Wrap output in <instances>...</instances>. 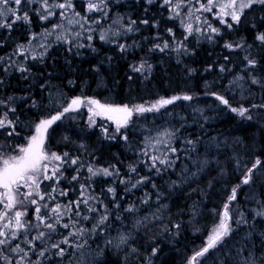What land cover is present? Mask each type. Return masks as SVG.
Instances as JSON below:
<instances>
[{
    "label": "trees",
    "instance_id": "16d2710c",
    "mask_svg": "<svg viewBox=\"0 0 264 264\" xmlns=\"http://www.w3.org/2000/svg\"><path fill=\"white\" fill-rule=\"evenodd\" d=\"M64 2L49 0L50 4ZM90 2L100 0H71L72 8H53V16L42 20L46 13L36 10L39 0H25L17 14L26 12L29 20H18L10 29L0 27V101L5 102L0 103V115L8 112L15 124L12 136H8L11 129H0V154L16 155V147L34 135L35 125L62 111L71 97L129 108H151L161 99L185 95L192 99H176L158 110L134 111L119 131L116 121L108 117H96L92 123L90 113L83 110L66 113L48 128L46 146L51 153H68L79 163H64L58 182L43 181L41 192L52 193L55 201L46 200L49 208H42L41 214L51 215L57 203L81 199V185L87 186L85 198L97 199L88 206L81 204L79 216L76 209L67 213L55 232L34 241L35 247L28 244L38 233L33 227L0 248L12 256L13 264L23 255L8 251L17 244L28 252L24 264H188L205 246L227 203L231 232L198 264H264V215L258 214L264 213V107H260L264 105V40L259 39L264 34V3L256 0L238 22L229 18L222 24L215 8L195 12L196 0L170 4L105 0L99 11H89ZM177 3L181 4L179 15L174 11ZM189 8L193 20L187 18ZM62 12L79 13L82 18L78 41H58L33 56L20 51L32 33L60 24ZM112 17L117 18L114 33L102 40L99 30L108 27ZM14 19L9 17L8 22ZM184 21L192 22L195 31L189 33ZM209 25L219 32H211ZM165 42L169 47L164 51L155 47ZM226 43L241 47L229 49ZM248 59L255 60V65H248ZM142 63L144 69L135 71ZM241 107L248 109L245 116L231 111ZM153 157L159 158L155 167ZM257 159L261 164L250 182L242 183ZM89 166L110 170L114 166L118 174L92 176ZM142 177L147 179L132 187ZM234 188L238 195L229 201ZM89 206L97 211L89 212ZM104 214L108 219L98 225ZM23 220L38 223L34 205H28ZM74 221L78 223L73 226ZM64 223L69 228H63ZM80 228L83 235L69 236ZM39 230L48 232L43 227ZM65 237L69 243L60 244L65 251L58 255V249L50 245ZM0 264L6 262L0 260Z\"/></svg>",
    "mask_w": 264,
    "mask_h": 264
},
{
    "label": "snow or ice",
    "instance_id": "6c2138e0",
    "mask_svg": "<svg viewBox=\"0 0 264 264\" xmlns=\"http://www.w3.org/2000/svg\"><path fill=\"white\" fill-rule=\"evenodd\" d=\"M25 2V0H0V27L11 28L12 24L18 20L28 21L29 16L25 12L23 15H18L19 6ZM27 2H33V0H27ZM41 9L44 10L46 14L41 15L40 19L46 20L54 13L51 9L60 8V9H70L72 8L71 0H65L64 3L59 4H50L49 0H39ZM149 3L152 0H148ZM256 2V0H207L205 3H200V0H196V3L199 4V7L195 9V12H200L201 10L205 12H212L214 6H219V12L216 14L220 17V22L222 24H226L227 21L223 19L225 16H230L231 20L239 21L240 13L243 12L245 8H250L252 4ZM260 3H264V0H259ZM166 4L172 3V0H165ZM15 5L16 7H12ZM105 6V0H100L99 4L97 3H89L88 10H101ZM181 7L180 3L174 5V11H176V15H179L178 9ZM64 13L62 12L61 15ZM193 10L189 8L188 15L191 17L193 15ZM75 16H79V13H75ZM9 17H15L11 23L8 22ZM86 20V17L83 18ZM199 20V16L196 17ZM79 23V21H76ZM71 23V21H70ZM131 23H135L132 21ZM147 23V21H144ZM82 26V25H81ZM229 28L232 26L231 24L227 25ZM58 27V26H57ZM189 33L193 31L192 25H186ZM211 32L218 33L219 29L211 28V25L208 26ZM129 31H131V27L129 26ZM196 31H200V29H196ZM171 32V30H169ZM106 33H101L100 39H106ZM62 37H58L60 39ZM91 39V37H89ZM259 39L264 40V34H262ZM121 50H124L125 45H119ZM160 51H164V49L168 48L169 45L167 42L164 43L163 47L157 44L155 45ZM226 48L232 49L234 47H241L240 44L233 45L231 43L225 44ZM23 49V45L20 46ZM179 51V48L177 49ZM23 54V53H21ZM248 65L254 66L255 60L248 59ZM145 65L142 63L138 67H136L135 71H142ZM23 70V69H22ZM223 67H221V71H223ZM257 81L253 78V83ZM213 95H216L213 93ZM185 99L190 100L192 97L183 96V97H173L171 99H161L156 104L152 105L151 108H144L141 106H136L134 108H129L127 105L119 106V105H110V104H101L97 100L89 99L87 102L91 105H95L96 109L89 108V112L93 115H108L110 120H115L117 123V131L119 128L124 125L126 126L128 121L133 115V112L143 113L146 111L158 110L159 107H163L167 104L173 103L176 99ZM223 104L227 105L228 101L224 99L222 96H216ZM11 100V97H9ZM0 103H5L0 101ZM84 103V101L80 97L73 98L67 107H64L62 111H57L56 114L51 115L50 118L41 119L35 125V134L30 136L27 140V143L22 146H17L16 155L4 156L0 154V246H8L11 244L13 240H16L18 236L22 232H26L29 228H36L38 233L36 236L32 237L31 240L28 241V244L35 247L34 241L43 240L46 235H50L55 232L56 227L63 220L64 216L67 213L72 212L73 209H76L75 215H80V205L84 204L85 206L89 205L90 200L97 199L96 197H86L85 193L87 191L86 185H81V199L76 201H70L67 205L55 204L54 207L50 209L51 215L48 213L41 214V209H48L49 205L46 200L55 201V196L52 193H42L40 190V186L45 180H53L55 179L57 182L60 179V176L63 175L61 172V167L64 163L70 160V163L76 165L79 163L78 159H70L68 153H64L60 155L58 153L52 152L47 153L45 151V136L48 128L53 125L55 122L61 120L66 113L70 111L76 110L79 106ZM255 107V106H253ZM260 107H264V105H260ZM9 111L14 112L15 109H9ZM231 111L238 112L240 116H245L248 112L247 108H231ZM251 119V117H248ZM90 121L94 123L90 116ZM9 128L11 131L8 132V136H12L15 134V124L12 120L8 119V112H4L0 115V129ZM170 135V134H169ZM127 139V137H124ZM175 151V149H172ZM152 164L155 167L156 161L159 159L158 157H153ZM53 167H49L50 164H53ZM160 163H165V161L161 160ZM261 164V161L257 159L255 163L252 164L251 168L247 169V173L244 176L242 183L247 184L251 180V174L254 169L257 168ZM88 172L91 173L92 176L103 174L104 176H112L114 172L118 174V170L112 167L110 168H96L89 166ZM132 172H135L136 169L134 167L131 168ZM59 174V175H58ZM78 177L73 176L72 179L76 180ZM147 179L145 177L137 180L136 184H133L132 187H136L137 184L144 182ZM121 183H125L124 180H121ZM155 187V186H154ZM239 187V185L237 186ZM109 192H113L114 189L109 188ZM52 192H56V188L53 187ZM61 196H66L67 192H60ZM236 188L232 190V195L229 197V201L235 199ZM44 202V203H41ZM28 205L35 206V220L38 222L36 224H32L30 221H24L23 217L26 215ZM23 208L24 211H20L19 209ZM89 212H95L97 209L93 207H88ZM128 211H132L130 207ZM264 215V213H258ZM83 219H89V217L85 216ZM108 219L107 215L104 214L100 217L98 221V225L104 224V222ZM230 216L228 212V204L224 205L223 214L219 220V224L216 226L215 230L207 237L206 244L199 251L195 252V254L190 258L189 264H197L198 258L203 257L206 253H208L211 249L217 247L223 239L228 236L231 232V228L229 226ZM78 223V221L73 222V226ZM63 228H69V224L64 223L61 225ZM41 227L47 229L46 233L43 230H39ZM84 229H77L76 232H69V236L74 235H83ZM121 242L126 240V237L122 236ZM69 243L68 237H65L63 241L59 243H53L50 246L52 248L58 249L57 254L63 255L64 249L60 247V244ZM9 252L16 254L23 252V255H20L16 260L15 264H24L25 258L28 256V252H24L23 249L20 248V245L17 244L15 247H10L8 249ZM153 254H155L156 249H153ZM40 255L43 256L44 252L41 251ZM0 260L6 262V264H13L12 256L8 255L2 248H0Z\"/></svg>",
    "mask_w": 264,
    "mask_h": 264
},
{
    "label": "rangeland",
    "instance_id": "374dc122",
    "mask_svg": "<svg viewBox=\"0 0 264 264\" xmlns=\"http://www.w3.org/2000/svg\"><path fill=\"white\" fill-rule=\"evenodd\" d=\"M222 2H223V0H222ZM213 8H215L217 10L216 11V14H217L219 12V6L217 5V6H214ZM36 10L39 11V12H41V11L44 12V10L41 9V6L39 8H37ZM51 10L54 13V10L53 9H51ZM241 14H242V12L240 13V15ZM52 16H50V17H52ZM61 16H63V19H61ZM216 17H218V16L216 15ZM187 18L189 20H193V17L192 16L189 17V15H188ZM218 18L220 19V17H218ZM229 18H230V16L223 17L224 20L229 19ZM60 19H61L60 20L61 21L60 24L54 25V26H50V28L49 29L47 28L46 30H45V27H43L38 33H35V32L32 33L31 39L29 40V43H27L25 45L26 47L23 50H20V51L23 52V53L24 52L25 53L28 52L29 54H31L33 56L36 53H42V52H44V50L46 48L48 49L49 47L55 45V43H57L58 41H63V42L65 40H71V41H75L76 40V41H78V39H80L81 36H82V34H83L84 25L82 23L83 22L82 18L79 17V16L72 15V14H65L64 13L63 15H60ZM116 19H117L116 17H112L111 24L108 27L104 28V29H100L99 30V35H101V33H106L107 34L106 37L109 34L112 35V33H114L113 32L114 27H112V26H113V24H115ZM70 21H71V23H70ZM76 21H79V23H77ZM183 23H184L185 26L187 25L185 21ZM189 24L192 25L193 31H195V29H194L195 27L193 26L194 24L192 22H189ZM91 31L93 33V30H91ZM86 32H90V31L88 30ZM58 37H62V38L58 39ZM76 97H80L81 98V96L71 97L70 99H68V101H67V103L65 104L64 107H67L68 104L70 103V101L73 98H76ZM84 99L85 100H84V103H82L81 108H77L76 110H83V111H85L87 113H90L89 112V108H93L94 110H98V109H96V106L95 105H91V104H89L87 102L88 99L86 97ZM101 104H107V103H101ZM114 106H116V105H114ZM90 116L94 120V122L96 120V117H98V118H99V116H103V118L108 117V115H94L93 116L92 113H90ZM44 148H45V151L47 153H51L48 150L47 146H46V137H45V145H44ZM206 162L208 163V159H206ZM244 176H243V179H244ZM237 195H238V193H236L235 197ZM231 207H232V205H231ZM0 208H2V206H0ZM20 211H22V210H20ZM230 211H231V208H230V205H228V212L230 213ZM229 216H230V214H229ZM0 223H2V222H0ZM218 224H219V222L211 228L209 235L215 230V228H216V226ZM220 244H218L217 246H219ZM200 259H201V257L198 258L197 264L199 263V260ZM188 264H189V262H188Z\"/></svg>",
    "mask_w": 264,
    "mask_h": 264
},
{
    "label": "flooded vegetation",
    "instance_id": "af4514ba",
    "mask_svg": "<svg viewBox=\"0 0 264 264\" xmlns=\"http://www.w3.org/2000/svg\"><path fill=\"white\" fill-rule=\"evenodd\" d=\"M83 101L85 100L84 98H81ZM82 105V104H81ZM81 105H80V107L79 108H81Z\"/></svg>",
    "mask_w": 264,
    "mask_h": 264
}]
</instances>
